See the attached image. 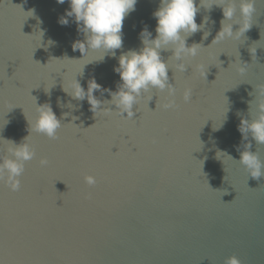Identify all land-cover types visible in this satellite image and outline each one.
Returning a JSON list of instances; mask_svg holds the SVG:
<instances>
[{
	"label": "water",
	"instance_id": "water-1",
	"mask_svg": "<svg viewBox=\"0 0 264 264\" xmlns=\"http://www.w3.org/2000/svg\"><path fill=\"white\" fill-rule=\"evenodd\" d=\"M212 3L220 0H205L206 7ZM159 4L138 0L124 21L123 47L99 61L103 51L83 57L73 49L85 39L74 18L58 23L70 10L67 0H0V156L7 155L8 140L19 144L30 134L36 104L50 103L63 124L58 139L31 132L27 142L36 156L26 162L19 191L0 182V264H225L233 256L240 264H264V177L249 176L237 151L251 141L264 160V145L251 136L243 141L238 131L264 87V0H255L244 35L213 44L223 11L201 7L196 21L207 22L187 44L202 45L185 61V72L176 69L171 50L161 53L176 85L175 108L162 107L170 99L166 90L152 89L132 119L116 112L95 116L87 99L63 91L76 75L85 90L95 78L115 91L114 66L121 54L142 47L145 27L155 38ZM231 23L238 31L239 11ZM249 50H256L253 57ZM241 63H247L243 73ZM186 87L192 89L188 103ZM94 95L111 100L107 91ZM217 149L235 160L216 159ZM43 157L46 167L39 164ZM86 175L97 184L87 185Z\"/></svg>",
	"mask_w": 264,
	"mask_h": 264
},
{
	"label": "clouds",
	"instance_id": "clouds-1",
	"mask_svg": "<svg viewBox=\"0 0 264 264\" xmlns=\"http://www.w3.org/2000/svg\"><path fill=\"white\" fill-rule=\"evenodd\" d=\"M65 2L66 0H57L59 4ZM67 2L70 4V10H66L65 14L58 18V23L67 26L69 18H74L78 32L83 33L85 37L83 41L74 42L73 49L83 53V57L89 51H103L104 56L99 61H102L108 53L115 57L116 50L123 47L124 21L131 12L135 11L138 0H67ZM213 5L222 8L224 19L221 21V30L212 41V44L225 39H239L251 28L252 24L249 21L256 11L255 0H220V3H212L210 7H206L205 0H200L199 5L196 0H160L158 9L153 12V17L157 21L156 36L152 38V33L145 27L140 33L142 47L139 50L130 49L120 55L118 66H114V72L120 77L115 91L103 89L95 78L88 80L87 90H85L77 79V75L70 82L68 89L63 86V91L73 99L80 101L87 99L90 110L95 116H97V113L116 112L126 119H132L135 113L138 112L136 106L144 95L152 89L161 92L167 91L170 99H167V102L162 105L163 108L177 107L175 99L171 98L175 97L177 89L175 83L170 82L169 59L166 61L161 53L171 50L173 53L171 58H174L177 62L176 69L185 72L188 68L185 61L189 57H196L202 45L193 43L189 46L187 39L196 32L201 31L207 22V18H205L204 22L198 24L196 21L197 13L201 7L210 10ZM237 11H239L243 23H237L240 25L239 30L233 32L231 21L236 16ZM31 12V16H33L34 10H31ZM40 32L44 35L42 30ZM207 35L205 32V39ZM53 43L54 41L49 40V45ZM42 46L41 44L40 47ZM249 51L252 57L256 53V50L254 52ZM239 71L242 73L247 71V63H241ZM205 78L207 79V74ZM98 90L101 91V94L107 91L111 96V100L101 101L98 99L94 95ZM152 98L149 97L148 101ZM191 99L192 89L186 87L183 91V101L188 103ZM106 104L115 105L116 110L102 107ZM249 104L251 119L242 116L238 131L241 133L243 141H248L249 136H251L257 144L264 145V87L257 89L255 99L250 101ZM253 105H255L254 116L252 115ZM36 111L38 116L34 124H30L28 121L29 133L31 134L34 131L47 136L49 139H58V130L63 124L53 111L51 104H36ZM67 115V113L64 114V116ZM238 115L240 114L238 113ZM73 119L78 118L74 117ZM225 119L219 127H213V131L220 130ZM72 124L79 128L75 123ZM30 134L19 144L6 139L11 143V147L7 149V155L0 156V182H3L12 192L20 190V177L25 172L26 162L33 160L36 156L34 147L27 142ZM243 149L241 151L240 146H237V151L240 152L239 164L246 169L249 176L260 181L264 177V160L260 159L258 152L251 151V141L244 144ZM219 154L227 153L217 149L215 157L222 160L219 158ZM227 155L234 159L231 155ZM39 164L41 167H46L49 160L43 157L39 160ZM84 181L89 186H94L98 182L94 175H86ZM225 264H240V262L233 256L228 258Z\"/></svg>",
	"mask_w": 264,
	"mask_h": 264
}]
</instances>
